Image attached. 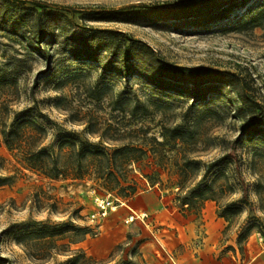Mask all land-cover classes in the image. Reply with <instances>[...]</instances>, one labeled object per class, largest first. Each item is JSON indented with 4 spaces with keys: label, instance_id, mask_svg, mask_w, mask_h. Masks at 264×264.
Here are the masks:
<instances>
[{
    "label": "rangeland",
    "instance_id": "374dc122",
    "mask_svg": "<svg viewBox=\"0 0 264 264\" xmlns=\"http://www.w3.org/2000/svg\"><path fill=\"white\" fill-rule=\"evenodd\" d=\"M29 1L47 5L56 16L73 17L78 24L89 14L118 15L116 22L86 24L124 33L179 67L245 77L264 101V0L232 8L226 20L216 24L185 18L174 22L162 13L197 0ZM15 58L24 63L13 71L9 64ZM179 88L159 91L141 78L104 73L95 62L67 55H56L49 68L39 54L27 55L0 33V118L7 125L31 107L18 118L29 117L45 131L41 147H51L60 165H68V154L89 149L78 141L73 147L64 142L72 138L68 132L100 143L108 154L124 146L137 149V163L116 161L111 166L119 172L114 194L128 187L135 195L153 189L164 195L168 206L196 218L211 204L219 219L218 258L248 264L258 246L264 249V138L245 142L236 113L239 104L222 85L201 86L198 98L189 93V86ZM172 136L184 142L172 141ZM239 139L237 161L229 158L231 164L212 169L201 182L208 165L232 153ZM82 164L97 166L88 159ZM145 177L157 184L151 187ZM93 179L50 180L28 172L0 136V264H72L68 261L76 250L89 259L77 264H146L139 253V224L124 223L130 214L124 205L99 229L90 222L89 215L97 212L95 199L109 195ZM199 192L208 200L201 202ZM182 203L187 206L182 208ZM231 203L240 212L229 221L219 218L218 208ZM74 227L83 229L85 237L77 239ZM44 232H53L52 242L42 237Z\"/></svg>",
    "mask_w": 264,
    "mask_h": 264
},
{
    "label": "trees",
    "instance_id": "16d2710c",
    "mask_svg": "<svg viewBox=\"0 0 264 264\" xmlns=\"http://www.w3.org/2000/svg\"><path fill=\"white\" fill-rule=\"evenodd\" d=\"M250 0H197L189 4L164 11L165 16L174 22L182 19L192 20L193 23H220L226 20L231 9L239 10L245 7ZM50 8L38 1L29 0H0V33L5 34L10 43L19 45L27 55L32 52L39 54L40 58L52 67L56 55H67L74 60L95 62L102 66L104 73L114 72L125 78L138 77L154 84L157 90L174 89L180 91V86H189L190 94L198 98L199 88L205 84H220L222 90L228 95L234 94L239 107L237 116L242 122L241 134L245 142L252 143L253 138H264V101L253 85L245 78L229 72H211L203 68L187 69L165 62L147 44L137 41L130 36L109 29H96L86 23L116 22L118 15L110 12H99L86 15L78 19L83 24L74 22L67 16H56ZM121 16V14L119 15ZM259 17V15L257 16ZM56 45V49L50 50ZM24 60L12 59V70L21 69ZM32 111L26 108L16 114L15 122L7 125L0 118V136L2 142L10 153L19 157L24 170L42 175L50 180L72 179L84 180L94 176L96 184L122 201L135 195V189L128 187L114 194L116 186L117 170L112 169L113 163L120 161L125 165L137 163L134 154L137 149L124 146L108 154L100 143H91L80 140L75 133L68 132L72 136L65 140L71 147L75 141L85 144L89 149L77 154L67 155L66 164L60 165L58 156H55L51 147H41L45 131L24 117ZM46 118V117H43ZM172 141L184 142L181 137L172 136ZM242 139L232 144V153L224 156L208 165L202 176L205 180L209 172L221 165L231 164L237 161L236 149ZM71 142V143H69ZM258 144H263L261 141ZM233 160H229L231 158ZM83 159L97 164L94 168L85 167ZM151 187L157 182L151 177H145ZM199 187V185L197 186ZM197 198L207 201L203 192L197 193ZM246 198V197H245ZM187 206L182 203L181 207ZM240 209L234 208L231 203L224 209L218 208V217L229 221ZM75 237L81 240L87 233L81 228L74 227ZM42 237L53 240V232H44ZM75 243H78L76 241ZM69 263L77 264L79 260L88 262L81 250H76ZM44 259V258H40Z\"/></svg>",
    "mask_w": 264,
    "mask_h": 264
},
{
    "label": "crops",
    "instance_id": "0c3cea01",
    "mask_svg": "<svg viewBox=\"0 0 264 264\" xmlns=\"http://www.w3.org/2000/svg\"><path fill=\"white\" fill-rule=\"evenodd\" d=\"M124 206L130 214L149 216L148 225L137 222L138 238L142 242L139 253L146 264H169V256L175 264H235L233 260L217 256L219 219L211 204L206 203L196 218L168 206L161 192L150 189L135 195ZM261 261H264V249L260 250L258 246L248 264H260Z\"/></svg>",
    "mask_w": 264,
    "mask_h": 264
},
{
    "label": "built area",
    "instance_id": "2783aa9c",
    "mask_svg": "<svg viewBox=\"0 0 264 264\" xmlns=\"http://www.w3.org/2000/svg\"><path fill=\"white\" fill-rule=\"evenodd\" d=\"M95 205L97 212L89 215V219L91 223L95 222L97 228L99 229L101 222L104 221L110 214L114 213L119 207L125 205V203L112 195H108L102 199H95ZM148 219L149 216L145 213L135 214L131 212V214L125 218L124 223L129 225L134 222H139L145 226L149 224ZM168 261L169 264H175L171 256H169Z\"/></svg>",
    "mask_w": 264,
    "mask_h": 264
}]
</instances>
